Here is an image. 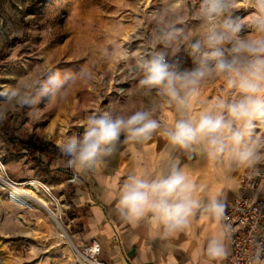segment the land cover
Here are the masks:
<instances>
[{"label": "rangeland", "instance_id": "rangeland-1", "mask_svg": "<svg viewBox=\"0 0 264 264\" xmlns=\"http://www.w3.org/2000/svg\"><path fill=\"white\" fill-rule=\"evenodd\" d=\"M239 3L235 16L250 21L256 10L249 0ZM199 7L194 0H0V91L45 79L50 72L76 76L58 93L30 107L0 101L6 112L0 121V172L52 202V211L78 250L59 239L46 211L15 205L8 192L0 190V264H85L80 256L82 221L73 203L76 185L70 180L97 173L126 176L129 159L138 156L135 152L142 151L138 149L142 143H125L122 136L114 153L101 158L95 170L69 167L59 145L70 136H81L94 113L151 109L161 124L167 110L175 114L174 108L159 107L163 98L156 89L149 92L140 85L141 62L163 50L171 63L193 68L183 37L193 40L205 30ZM161 18L171 20L177 38L154 47L151 38ZM241 35L261 34L251 30ZM82 70L90 77H81ZM220 78L201 83L192 113L199 108L198 98L219 91L215 82ZM22 142L35 148L29 150Z\"/></svg>", "mask_w": 264, "mask_h": 264}, {"label": "clouds", "instance_id": "clouds-1", "mask_svg": "<svg viewBox=\"0 0 264 264\" xmlns=\"http://www.w3.org/2000/svg\"><path fill=\"white\" fill-rule=\"evenodd\" d=\"M257 14L248 27L259 38L242 36L245 25L235 16L237 0H201L199 18L206 25L198 38L187 42L193 64L183 69L168 59L166 51H156L141 62L144 77L140 85L149 92L157 90L163 98L161 109L174 108L179 118L166 126L160 135L180 149L202 145L208 156L217 162L228 157L229 162L251 167L264 159V137L257 134L264 127V0H249ZM171 20L161 18L153 34L152 44H167L177 38ZM81 77L90 73L81 71ZM212 77L223 78L231 99L215 98L207 107L192 115V105L200 96L199 87ZM76 76L59 71L46 74L42 80L18 84L0 91V101L15 102L30 107L42 97L55 95ZM6 112L0 108V121ZM161 129V122L153 118V110H137L131 114L105 111L87 118L81 136H70L59 147L68 157L67 165L77 170L94 169L103 157L111 156L121 142H148ZM205 191L190 180L178 167L166 175L150 178L147 173L129 175L118 193V204L124 218L135 224L149 217L150 223L162 227L165 237L190 228L197 211L220 222L225 218V204L215 196L207 202L198 194ZM226 227L206 243L210 260L221 261L228 251L224 243Z\"/></svg>", "mask_w": 264, "mask_h": 264}, {"label": "crops", "instance_id": "crops-1", "mask_svg": "<svg viewBox=\"0 0 264 264\" xmlns=\"http://www.w3.org/2000/svg\"><path fill=\"white\" fill-rule=\"evenodd\" d=\"M215 85L219 91L213 90L198 98L199 108L192 115L203 110L217 97L231 99L232 92L225 88L223 78L218 79ZM163 116L165 123L161 124V129L150 141L138 147L142 150L135 152L138 156L129 159L126 176L121 173H97L79 178L73 200L78 219L82 221L79 241L85 245L97 239L102 247L101 260L108 264H226L231 250L225 236L226 258L221 261L210 260L205 252L207 240L219 235L225 228L224 220L217 222L197 211L189 229L165 237L162 227L150 223L151 214L133 224L120 211L118 193L128 176L134 173H147L150 178H155L168 174L176 166L195 184L205 188L204 192L198 194L199 199L207 202L215 196L226 207L229 201L240 196L244 173L264 165V159L251 167L230 163L227 156L217 162L208 156L202 145L187 150L173 146L160 132L178 115L167 110ZM256 132L264 137V127Z\"/></svg>", "mask_w": 264, "mask_h": 264}, {"label": "built area", "instance_id": "built-area-1", "mask_svg": "<svg viewBox=\"0 0 264 264\" xmlns=\"http://www.w3.org/2000/svg\"><path fill=\"white\" fill-rule=\"evenodd\" d=\"M201 3V0H194ZM245 25L243 34L251 31L248 22L241 19ZM9 187L1 191L8 192L9 200L18 205L19 198L13 193V188L21 187L6 174ZM79 176L74 175L70 182L76 184ZM240 196L229 201L225 207L224 226L225 238L231 253L226 264H261L264 261V165L247 170L241 181ZM102 247L97 239L84 245L80 253L85 264H108L101 260Z\"/></svg>", "mask_w": 264, "mask_h": 264}, {"label": "bare ground", "instance_id": "bare-ground-1", "mask_svg": "<svg viewBox=\"0 0 264 264\" xmlns=\"http://www.w3.org/2000/svg\"><path fill=\"white\" fill-rule=\"evenodd\" d=\"M240 1L241 0H237L238 6H239V4H241V3H239ZM49 138H51V136H49ZM32 184L35 186H38V185L43 186L46 191H49L44 185L39 184V182H34ZM27 185H30V183L29 184L27 183ZM9 186H10L9 182L2 175V172H0V189L4 190ZM13 193L15 194V196H17L19 198L18 204L20 207H24V208H27L30 210H41L42 209V210L46 211L50 215L54 224L56 225V228L58 230L59 239L61 241L69 243L70 246L74 250L78 251L77 248L75 247L70 235L68 234V232L65 230V228L62 226L61 222L59 221L58 215L52 211V209H51V203L52 202L50 203L48 200L41 198L38 195L34 194L32 191H28V190L21 188V187L13 188Z\"/></svg>", "mask_w": 264, "mask_h": 264}, {"label": "trees", "instance_id": "trees-1", "mask_svg": "<svg viewBox=\"0 0 264 264\" xmlns=\"http://www.w3.org/2000/svg\"><path fill=\"white\" fill-rule=\"evenodd\" d=\"M22 144H24L25 147L29 150H31L32 148H35V146L31 142H22Z\"/></svg>", "mask_w": 264, "mask_h": 264}]
</instances>
